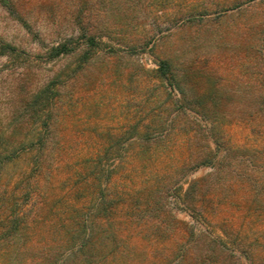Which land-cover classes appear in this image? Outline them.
I'll list each match as a JSON object with an SVG mask.
<instances>
[{
	"label": "rangeland",
	"instance_id": "374dc122",
	"mask_svg": "<svg viewBox=\"0 0 264 264\" xmlns=\"http://www.w3.org/2000/svg\"><path fill=\"white\" fill-rule=\"evenodd\" d=\"M0 264H264V0H0Z\"/></svg>",
	"mask_w": 264,
	"mask_h": 264
},
{
	"label": "trees",
	"instance_id": "16d2710c",
	"mask_svg": "<svg viewBox=\"0 0 264 264\" xmlns=\"http://www.w3.org/2000/svg\"><path fill=\"white\" fill-rule=\"evenodd\" d=\"M69 51H70V48H67L66 44H63L60 48H57V55H59L60 53H67ZM158 72H159V75L163 79H166L167 81H169L170 85H174L173 83L176 79L175 77L177 74L170 60L168 59L162 60L160 64V68L158 69Z\"/></svg>",
	"mask_w": 264,
	"mask_h": 264
}]
</instances>
